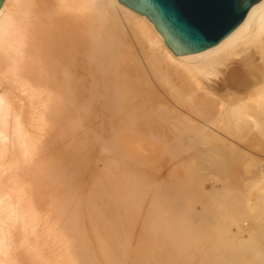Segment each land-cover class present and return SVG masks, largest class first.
I'll return each instance as SVG.
<instances>
[{"label": "bare ground", "instance_id": "6f19581e", "mask_svg": "<svg viewBox=\"0 0 264 264\" xmlns=\"http://www.w3.org/2000/svg\"><path fill=\"white\" fill-rule=\"evenodd\" d=\"M129 35L141 44L137 54ZM119 40L130 55L124 89L115 85L97 96L118 70ZM85 118L93 125L90 140L121 139L136 156L154 153L143 142L156 137L230 144L237 128L264 125V0L216 45L188 54L174 53L146 15L119 0H3L0 264L133 263L124 245L139 215V191L129 195L126 186L127 196H119L123 176L116 181L117 172H107L92 199L108 208L101 213L93 204L86 213L80 206L76 128ZM261 203L264 213V197ZM88 218L97 243L86 230ZM166 222V247L174 242L188 251L183 231ZM247 225H238L241 242Z\"/></svg>", "mask_w": 264, "mask_h": 264}, {"label": "rangeland", "instance_id": "374dc122", "mask_svg": "<svg viewBox=\"0 0 264 264\" xmlns=\"http://www.w3.org/2000/svg\"><path fill=\"white\" fill-rule=\"evenodd\" d=\"M128 38L133 41V51L139 53L140 42L131 35ZM118 43V61L114 60L118 62V70L108 80L110 87L102 86L100 90H95L97 96L101 97L99 94L103 90L105 92L115 85L124 89L123 70L130 55L123 42L119 40ZM110 67L112 69L114 65ZM92 126L90 119L85 118L76 128L79 153L82 152L77 158L84 169L80 206L86 213L93 204L101 213L108 208L107 202H93L97 197L95 184L107 172L110 176L116 172V177L118 173L123 176L124 182L119 179L121 176L116 180H120L116 189L118 195L123 191L125 195L126 186L129 195L134 193V189L139 191L141 207L135 211L139 215H136L135 225L131 227V239L124 245V253L129 258L133 257V263H137L135 260L143 263L145 259H150L148 264H264V213L262 209L259 212L264 197V125L237 128L238 136L230 144L208 137L180 139L174 136L169 137V141L168 137H156L143 142L153 149V155L140 156L130 154L121 139L111 141L109 136L107 140L106 135L93 142L88 138ZM174 130L177 131L176 128ZM88 144L91 146L88 147ZM168 220L186 235L190 243L186 245L188 251H179L174 242L169 245L171 251L166 247L168 243L161 226ZM245 221L249 231L244 234L247 239L243 243L239 239L241 232L238 225ZM87 223V234L92 236L93 242H99L98 235L94 237L96 231L89 218ZM129 258L127 261L133 260Z\"/></svg>", "mask_w": 264, "mask_h": 264}, {"label": "water", "instance_id": "95a60500", "mask_svg": "<svg viewBox=\"0 0 264 264\" xmlns=\"http://www.w3.org/2000/svg\"><path fill=\"white\" fill-rule=\"evenodd\" d=\"M119 1L146 15L174 53L188 54L216 45L240 26L260 0Z\"/></svg>", "mask_w": 264, "mask_h": 264}]
</instances>
